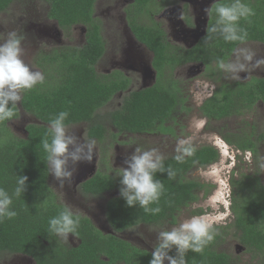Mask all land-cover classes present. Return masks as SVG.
I'll return each instance as SVG.
<instances>
[{
	"label": "trees",
	"instance_id": "obj_1",
	"mask_svg": "<svg viewBox=\"0 0 264 264\" xmlns=\"http://www.w3.org/2000/svg\"><path fill=\"white\" fill-rule=\"evenodd\" d=\"M15 1L0 0V15ZM43 1L50 6L48 17L61 28L84 25L87 28L86 44L46 55L44 68L50 80L24 90L21 105L13 108L11 120L0 122V187L12 194L16 177H28L24 194L13 196L12 208L17 216L0 221V253L29 256L37 264H149L151 251L136 247L117 234L139 225H160L168 220L177 223L179 212L198 202L200 193L205 192L208 196V185L189 178L190 174L218 163L221 153L213 145L188 146L192 149L191 155H184L182 161H177L176 156L164 159L165 168L170 167L175 176L169 178L166 172H157L154 176L164 188L158 205H150L160 207L161 212L156 215L145 213L138 205L127 208L120 196L111 198L106 204V218L115 234L105 233L90 218L78 214L79 226L69 234L79 240L77 247L67 246L60 237L49 232V219L65 206L58 203L49 185L46 154L40 145L48 133L50 120L59 112L67 111V127L88 123V137L103 141L107 128L99 119V111L118 92L127 91L129 81L123 76L103 80L97 72L96 67L106 52L101 24L94 17L97 0ZM133 1L135 15L129 18V24L135 37L154 53L158 80L151 88L129 92L122 107L109 114L108 122L118 134L171 131L166 124L173 119L182 102L181 89L171 74L176 65L203 62L210 69L213 60H227L239 45L250 41L264 42V0H242L255 13L239 21V27L247 31L244 41L226 42L218 34L210 33L207 37L211 38L206 40L210 44L182 52L173 50L160 27L138 22L137 16L148 11L157 0ZM215 7L211 27L217 19ZM166 71L170 74L165 77ZM258 101L264 102V78L246 84L236 83L231 90L218 92L200 108V112L211 119L244 115L252 112ZM20 110L39 121L26 128L24 139L16 137L8 126L10 121L20 117ZM263 138V134L249 133L238 135L236 141L229 138L226 141L243 155L249 152L259 159ZM231 184L233 223L214 226V239L202 253L188 251L187 264H232L231 256L219 248L233 232L248 252L264 253V184L258 173L234 177ZM117 187L112 177L98 173L83 183L80 190L99 198ZM170 255H175V249Z\"/></svg>",
	"mask_w": 264,
	"mask_h": 264
},
{
	"label": "rangeland",
	"instance_id": "obj_2",
	"mask_svg": "<svg viewBox=\"0 0 264 264\" xmlns=\"http://www.w3.org/2000/svg\"><path fill=\"white\" fill-rule=\"evenodd\" d=\"M97 1L95 18L102 26L106 44V55L97 66V72L101 79L108 80L107 77H110L117 68H122L121 65L116 66L115 61L121 60L120 62L127 66L134 65L132 56L128 55L123 58L122 54L123 48L127 45V35L132 36L128 19L133 17V13H131L133 8L130 10L133 2L132 0ZM165 7L164 4L156 1L150 6L148 15L140 19V23L148 26L156 25L167 32L170 27L169 20L166 16H159ZM49 9L50 6L43 0H16L7 11L0 15V43L8 38L9 33L15 32L21 39L23 50L21 59L30 69L40 72L44 77L43 81L50 80L44 68V57L71 47H82L85 44L86 35V28L82 25L63 29L56 22L50 21L51 19H48ZM127 9L129 10L128 16H126ZM167 40L171 43L174 42L170 36ZM169 45L172 46L173 43H169ZM238 48H245L254 53L252 61L245 62L246 69L238 74L239 79L231 78V74L223 72V70H220L219 73L215 64L211 66L210 71H206L204 66L194 65L192 67H198L199 70L194 74L190 73V75L189 66L174 72L175 77L183 81V94L180 107L173 114V119L166 124L171 128V131L168 132L118 134L112 124L108 122L109 114L122 107L129 91L140 90L147 86L143 82L142 75L139 76L132 70H128L126 73L135 76L133 88L126 93L114 96L110 103L99 111V119L107 128V136L103 141H95L92 162L79 164L73 182L71 184L66 182L63 188H60L59 183L49 174V185L57 195L58 203L70 206L75 214L90 218L99 229L106 233H112L106 218V204L111 198L119 196L120 185L119 179L116 177V168L124 166V157L130 155L138 146L145 150L157 148L164 159L177 156L181 154L178 153L177 148L179 142L183 140L188 142L184 147L213 145L221 152V159L218 163L206 169L195 170L189 176L191 179L208 185V196L205 192L200 193L201 199L198 202L179 212L177 223L168 220L160 225H139L124 231L119 236L136 247L152 251L159 231L170 230L191 216L207 212L221 217L214 226L232 224L234 220L231 209L233 203L232 178L238 179L243 174L258 173L264 184V167H261L264 165V143L261 146L259 159H256L249 152L243 155L234 145L226 144L225 139L236 141L237 136H242V133L259 134L264 132V104H260L248 114L216 123L208 122L207 119L202 118L198 108L216 88L214 79L221 78L226 82H244L253 77H264V63H257V61H264V46L258 43H248ZM146 53V57L150 55H146ZM235 59L233 54L229 62ZM48 67L51 70V67ZM145 67L144 63L139 69L142 71ZM23 92L24 90L21 91V99ZM18 105H21V100ZM34 123L39 124V121L24 111L20 118L10 122L8 126L16 137L24 139L27 137L26 128ZM67 128L69 131H73L77 137L88 140L89 124L83 123ZM90 169L94 174L102 172L110 175L117 182L118 187L99 198L84 196L78 188V182ZM210 197L215 199L214 208L208 204ZM62 240L70 246L79 243L77 239L69 236ZM219 250L231 256L232 264H264V253L248 252L237 240L235 232L224 240ZM0 264H33V262L24 256L2 254L0 255Z\"/></svg>",
	"mask_w": 264,
	"mask_h": 264
},
{
	"label": "clouds",
	"instance_id": "obj_3",
	"mask_svg": "<svg viewBox=\"0 0 264 264\" xmlns=\"http://www.w3.org/2000/svg\"><path fill=\"white\" fill-rule=\"evenodd\" d=\"M211 9H205L210 12ZM215 24L207 31L218 34L226 42L244 41L247 31L239 27V21L254 15V11L242 0H231L228 4L217 3L215 7ZM206 37L205 39H210ZM21 39L15 32L9 33L8 38L0 43V122L11 120L14 115L13 108L21 100V91L32 89L37 83L43 82V75L30 69L21 59ZM234 55L236 59L225 62L223 59L216 61L218 67L231 78L239 79V73L246 69V63L252 61L254 53L245 48H238ZM264 63V61H257ZM11 105V107L9 106ZM69 113L59 112L50 120L47 135L41 139L40 145L46 154V163L54 179L63 188L65 183L73 182L77 166L81 163H91L95 151V140H85L69 131L65 121ZM188 142L180 141L175 157L182 161L184 155H191L192 149L184 147ZM122 167L116 168V177L119 179V196L127 208L137 205L145 213L156 215L161 212L157 204L163 193V184L155 179L157 172L167 173L169 178L175 172L164 166V157L157 148L143 149L136 147L130 155L123 159ZM264 167V165H261ZM28 177H16V186L12 194L0 187V221L13 219L17 212L12 208L13 196L20 197L27 188ZM208 204L215 207L214 197H210ZM221 219L219 215L204 213L194 215L183 220L178 226L170 230H161L157 233L156 243L151 251L149 264H187L186 253L192 251L202 253L205 247L214 239V224ZM80 217L73 212L70 206L65 205L59 213L48 221L49 232L67 239L79 226ZM175 249V255L170 253Z\"/></svg>",
	"mask_w": 264,
	"mask_h": 264
},
{
	"label": "flooded vegetation",
	"instance_id": "obj_4",
	"mask_svg": "<svg viewBox=\"0 0 264 264\" xmlns=\"http://www.w3.org/2000/svg\"><path fill=\"white\" fill-rule=\"evenodd\" d=\"M223 1H226V0H157L158 3L160 2V3H162V4H164L166 6L165 9L160 13L159 16L160 17L161 16H166V18L169 20L170 27L168 28L167 32H165V31L164 32H165L166 40L168 39V36H170L172 38V40L174 41L172 43L176 47H174L172 45L171 47L173 48V50L174 49H178L180 52H182V51H186V50H193V49H195L197 47L206 46L207 44H210V42L209 41H206V39H205L208 35H210V33L207 31L206 32V35L197 42L196 37L198 35H200V33L198 31H196V30L197 29H200L199 28L200 27V20L201 19H206V18L208 19V26H207L208 28H207V30L209 28H211L212 16H213V14H212L213 9H214V7L216 6L217 3H221ZM132 2H133V5L130 7V10L134 6V1L132 0ZM205 9H211V11L208 12V13H206L205 12ZM128 13H129V10L127 9L126 16H128ZM131 13H133V16L135 15L134 9L131 10ZM147 13H148V11L146 10L144 14H141V15H138L137 16V19H138L139 23H140V19L145 18L148 15ZM94 17H95V12H94ZM48 19L50 20V18H48ZM50 21H53V20H50ZM53 22H55V21H53ZM141 24H143V23H141ZM143 25H145V24H143ZM76 26H81V25L80 24L79 25H75L72 28H74ZM82 26H84V25H82ZM128 26H129V29L131 31V35L132 36L126 34L127 37H128V40H126L127 45H126V47L123 48L122 54H123V58L125 56L127 57L128 55H129V57L132 56L134 65L136 67L134 65L127 66L126 64L121 63L120 62L121 60L115 61L116 63L114 62V64L116 66L121 65L122 68H117V70H115L111 76H115V77L123 76V77H125L129 81V89L127 91H120L116 95L121 94V93H124V92L126 93V92H128L129 90H131L133 88L134 81H135V76L134 75L131 76L128 73H126L128 70H132L134 73H136L139 76L142 75L141 77H143V82L145 83V85H147L143 89H148V88L153 87L157 83V80H158V71L154 67V60H155L154 53L146 45H144L143 43H141L135 37V35L133 34V31L131 29V26L129 24V19H128ZM101 28H102V26H101ZM86 34H87V28H86ZM101 35H102V38H103L102 31H101ZM103 40H104V38H103ZM167 42H169L170 44H172L168 40H167ZM205 43H207V44H205ZM248 43H258V44L264 46V42L250 41V42H245V43L239 45L238 47H240V46H242L244 44H248ZM85 44H86V35H85ZM105 48H106V44H105ZM235 50L233 51V53L231 54V56L227 60H224L225 62H229L230 61V59L233 56ZM145 52H147L146 55L147 54H150V55L146 57L145 56ZM105 55H106V52H105L104 56ZM101 60H100V62H101ZM216 61L217 60H213L212 61V65L215 64V67L219 70V73H220L221 72L220 71L221 69L218 67ZM99 63H98V65H99ZM144 63L146 64V67L144 68V70L141 71L139 68H141ZM114 64H113V66H114ZM194 65L204 66L206 68V71H210L211 70V68L208 69L207 68V65H205L203 62H188V63L182 64V65H176V67L174 68V70L171 72V74L174 77V80L177 82V86H179V88L181 89V93H180L181 99H182V94H183V87H182L183 86V81L181 79H179V78H176L175 75H174V72L177 71L178 69H182V68H185L186 66H189V68H190L189 69V75H190V73L191 74H194V72H196V71L199 70L198 67H192ZM138 66H141V67H138ZM96 69H97V67H96ZM167 74L169 76L170 73H168L166 71L165 77L167 76ZM262 78H264V77H262ZM262 78L253 77L249 81H244V82H241V83L246 84V83H249V82H251V81H253L255 79H262ZM186 80H187V78H186ZM165 82H167V79H165ZM213 82L216 84V88H214V91H212V93L209 96V98L206 99L200 105V107L198 108V111H199V114L201 115V117L204 118V119H207L208 122H215L216 123V122H221V121H224V120H227V119H230V118H234V117L241 116L242 114L241 115H239V114H232V115H230L228 117H225V118H222V119H211V118H208V117H206V116H204V115L201 114L200 108L202 106H204V104L209 99L213 98L218 92H220V91H222V92L229 91V90H231V86H234V84H236V83H240V82H226L224 79H221V78L220 79H214ZM131 91H129V92H131ZM260 104H264V102L263 101H258L255 104L254 109H256V107L259 106ZM18 106L20 107V105H18ZM179 107H180V104L178 105V108ZM178 108L175 110L174 113H176V111L178 110ZM23 112H24L23 110H20V116H21V114ZM248 113L249 112H247V114ZM17 119H13L12 121H15ZM12 121H10V122H12ZM81 124H83V123H81ZM77 125H79V124H77ZM72 126H74V125H72ZM252 133H254V132H252ZM263 133L264 132L259 133V134H255V133L254 134H255V136H257V135H261ZM243 134L244 133H242V135ZM263 136H264V134H263ZM87 137H88V131H87ZM88 139H91V138L88 137ZM94 140L95 141H98L97 139H94ZM263 143H264V138H263ZM226 144L230 145L229 143H227V141H226ZM260 149H261V147H260ZM98 173H102V172H97L96 174H98ZM96 174H94V172H93L92 169L88 170L86 172V174L79 180V182H78L79 185L77 184L79 190H80V188H81V186H82L83 183H85L86 181H88L91 178H93L94 176H96ZM102 174H104V173H102ZM80 192H81V190H80ZM81 193L84 196H86V197H94L92 195H86L83 192H81ZM108 193H110V192H107L105 194H108ZM56 197H57V195H56ZM57 201H58V199H57ZM109 234H115V233L112 231V233H109ZM119 234H122V233H119ZM119 234H117V235L119 236ZM69 237H72L74 239H77V238H75L72 235H69ZM61 239H63V238H61ZM79 243L77 245H75V246H70V245H67L66 243L65 244L67 246H69V247H77L79 245ZM2 254L7 255L9 253H5V252L0 253V255H2ZM9 255H11V256H24L27 259L31 260L33 262V264H37L35 262V260L33 258L29 257V256L19 255V254H9Z\"/></svg>",
	"mask_w": 264,
	"mask_h": 264
},
{
	"label": "water",
	"instance_id": "obj_5",
	"mask_svg": "<svg viewBox=\"0 0 264 264\" xmlns=\"http://www.w3.org/2000/svg\"><path fill=\"white\" fill-rule=\"evenodd\" d=\"M207 26H208V19L207 18L206 19H201L200 20V27H199L200 29L196 30V31H198L200 33V35H198L196 37L197 42L206 35L207 28H208Z\"/></svg>",
	"mask_w": 264,
	"mask_h": 264
}]
</instances>
